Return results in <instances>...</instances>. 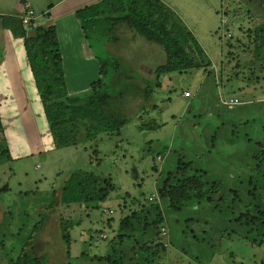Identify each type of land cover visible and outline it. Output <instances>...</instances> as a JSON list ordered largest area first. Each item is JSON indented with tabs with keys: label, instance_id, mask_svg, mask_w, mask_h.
<instances>
[{
	"label": "rangeland",
	"instance_id": "rangeland-1",
	"mask_svg": "<svg viewBox=\"0 0 264 264\" xmlns=\"http://www.w3.org/2000/svg\"><path fill=\"white\" fill-rule=\"evenodd\" d=\"M26 1L34 23L46 25L51 23L52 15L46 13L51 3L58 10L72 0ZM164 1L191 31L210 65L166 74L161 87L146 88L144 100L139 91L130 94L131 87L138 88L135 85L117 83L114 92L124 91L117 102L119 110L127 117L119 135L103 133L97 146L87 141L54 148L21 40L5 29L8 18L17 14L18 0H0V71L14 54L6 61L12 63L13 71L0 78V118L11 157L0 160V188L8 185V190L0 191V264H8L5 253L15 260L23 251L44 255L53 264H106L97 257L106 253L120 219L140 203H146L154 216L159 207V225L168 229L159 264H264V237L260 244L251 243L247 227L236 220L246 206L264 202V53L255 54L245 33L252 14L264 18V0ZM234 8L240 9L241 16L231 19ZM224 19L230 23L229 44L223 38ZM73 31L59 26L69 93L87 91L89 81L99 76L97 58L119 55L129 69L141 74L131 79L141 90L146 79H153L152 70L165 60L159 46L132 36L125 27L119 31L123 36L119 47L107 48L99 40H90L93 54L85 52L88 42L80 39L79 25L76 34ZM77 56L81 61L70 63L69 58ZM7 79L12 84L9 89ZM15 89L20 92L19 101L10 104L8 98L16 94ZM185 91L188 96L183 95ZM25 97L31 98L28 108L22 107ZM230 98L238 103H222ZM149 117L159 126L140 130L137 124ZM179 157L204 170V180L218 181L213 200L202 198L181 210L165 203L162 208L158 199L150 203L148 197L156 194L157 185ZM78 169L109 177L115 190L87 207L59 203L64 179ZM61 219L72 222L69 256L58 235ZM36 221L40 224L32 247L27 248ZM121 249L124 264L136 261L135 255L128 259L132 253L127 243Z\"/></svg>",
	"mask_w": 264,
	"mask_h": 264
},
{
	"label": "trees",
	"instance_id": "trees-1",
	"mask_svg": "<svg viewBox=\"0 0 264 264\" xmlns=\"http://www.w3.org/2000/svg\"><path fill=\"white\" fill-rule=\"evenodd\" d=\"M231 13V19L241 16L239 8H234ZM75 15L83 39L88 42L91 50L90 40H99L107 48L119 47L123 38L119 31L125 27L132 36L137 35L159 46L164 52L165 60L156 65L152 70L153 79H146L144 89L141 90L139 85L131 82V79L140 77L141 74L132 68L129 69L119 55L97 58L99 76L89 82L85 93H69L55 25L35 24L33 18L24 24L18 17H9L6 26L13 36L22 39L54 148L87 141H92L91 146H97L101 134L119 135L127 117L119 110L117 102L123 99L124 91L119 89L114 92L117 83L125 82L129 87L131 84L135 85L138 88L131 87L130 94L139 91L144 100L143 96L148 93L146 88L161 87L166 74L206 68L211 63L183 20L162 0H99L77 9ZM249 18V26L245 29L249 43H253L255 54L264 53V18L257 14H252ZM222 21L225 23L223 38L225 43L229 44L231 34L228 36L226 33L230 31V23L226 19ZM158 124L155 119L149 117L141 120L137 126L140 130L155 129ZM10 158L0 122V160ZM257 166L256 164L255 168ZM151 168L157 170L154 164ZM204 172L202 169L193 168L191 161L179 157L175 167L168 170L157 185L156 194L149 196L148 200L151 203L158 199L162 208L165 203V206L172 210H181L202 198L213 200L212 193L218 190V181L204 180ZM6 190L8 185L5 183L0 191ZM113 190L115 185L109 177L78 169L70 172L64 179L58 202L65 205L82 203L87 207L89 204L104 201ZM52 193L56 201L55 189H52ZM125 194L130 195L129 192ZM245 208L244 211L238 212L236 220L247 227L246 236L249 241L260 244L264 237V202H254L251 208ZM158 213H161L159 207L154 216L149 212L146 203H140L136 210L120 219L116 235L112 237L106 253L97 259L105 261L106 264H124L125 255L121 248L127 243L132 253L128 259L131 260L134 255L136 258L131 264H159L157 259L167 246L163 237L168 233V229L159 225L161 219L157 218ZM39 224L36 221L34 229L32 227L29 240L25 244L28 245L27 248L32 247V237ZM58 227L59 238L66 247V256H69L72 222L61 219ZM27 253L23 251L15 260L10 259L7 253L3 257L8 264H53L44 255L33 256ZM81 253L85 254V251Z\"/></svg>",
	"mask_w": 264,
	"mask_h": 264
},
{
	"label": "crops",
	"instance_id": "crops-1",
	"mask_svg": "<svg viewBox=\"0 0 264 264\" xmlns=\"http://www.w3.org/2000/svg\"><path fill=\"white\" fill-rule=\"evenodd\" d=\"M58 1L59 0H57L55 3H58ZM97 1H99V0H75V1L72 0V1H67L68 7L59 8L58 10H56V9L53 10V5L54 4H52V3L48 6V9H47L46 13H48L49 16L52 15V17L49 18V20H50L51 23H53L55 25V29H56V33H57V38H58V42H59V48H60V44H61L60 43L59 26L63 27V29L64 28H66V29H68V28L74 29L73 34H76V32H77V25H79V22H78V20L76 18V15H75L76 10L79 9V8H81V7H84L86 5H90L92 3H95ZM162 1H164V0H162ZM25 5H28L29 6L28 1H26V0H18L17 5H16L17 14H15L13 16L19 18V16L22 14V11H23ZM29 8H30V6H29ZM5 29H8V31L10 32L11 36L14 39H17V40L20 39L21 40V43H22V39L19 38V37L13 36L12 32L10 31V29L8 27H5ZM79 30H80V26H79ZM80 34H81V38L80 39L82 40L83 39V36H82L81 30H80ZM22 46H23V43H22ZM88 48L89 47L86 45V51L85 52H87L89 54L90 53L93 54L92 51H91V49L90 48L88 49ZM24 52H25V50H24ZM60 52H61V56H62L63 72H64V75H65V61H66V59H65V55L62 52V49L61 48H60ZM13 58H14V54H13V51H12V54L9 57H7L6 60H5V62H4V63H6L5 64V70L4 69H1V71H0V72H4V71L6 72V74L0 73V78L1 79L4 80V79H6V77H5L6 75H8V74L10 75V72H8L10 69L13 71V69H12V63H7L6 62L7 60H11ZM25 59H26V64L28 66V69L30 70L29 65H28V62H27L26 55H25ZM81 59H82L81 56H77V57H73V58L70 57L69 58V61H70V63L73 62V63L77 64V63H79V61H81ZM30 73H31V71H30ZM31 77H32V75H31ZM7 80H9V79H7ZM32 80H33V78H32ZM5 85H6V88H8V89L10 88V86H12L10 80L7 81V82H5ZM28 89H30V88H27V90ZM35 90H36V88H35ZM15 91H16V94L14 96L13 95H9L8 101H9L10 104H13V103L16 104L17 101H19L18 95H20V92L17 89H15ZM26 93H27V91H26ZM36 94H37V91H36ZM33 98H36V97H33ZM30 99H31L30 97H25V100L22 101V107L28 108V103H29ZM41 111H42V107H41ZM42 114H43V111H42ZM11 115H15V112H13ZM0 117H1V114H0ZM2 121H3V119L0 118L1 126H2L3 131H4V124H3ZM7 146H8V144H7ZM8 150H9V154H10V148H9V146H8Z\"/></svg>",
	"mask_w": 264,
	"mask_h": 264
},
{
	"label": "built area",
	"instance_id": "built-area-1",
	"mask_svg": "<svg viewBox=\"0 0 264 264\" xmlns=\"http://www.w3.org/2000/svg\"><path fill=\"white\" fill-rule=\"evenodd\" d=\"M33 16V11L29 8L28 5L24 6V9L22 11V14L19 16L20 20L22 23L26 24ZM183 95L188 96V92L185 91L183 92ZM223 104H234L238 103V100L236 98H230L228 100H222ZM162 233H163V228H162Z\"/></svg>",
	"mask_w": 264,
	"mask_h": 264
}]
</instances>
